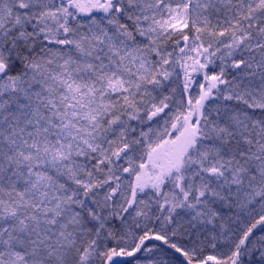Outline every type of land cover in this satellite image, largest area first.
Wrapping results in <instances>:
<instances>
[{"label":"snow or ice","instance_id":"6c2138e0","mask_svg":"<svg viewBox=\"0 0 264 264\" xmlns=\"http://www.w3.org/2000/svg\"><path fill=\"white\" fill-rule=\"evenodd\" d=\"M0 264H264V0H0Z\"/></svg>","mask_w":264,"mask_h":264}]
</instances>
